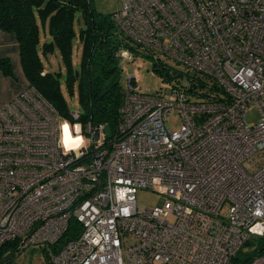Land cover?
<instances>
[{
    "label": "built area",
    "instance_id": "1",
    "mask_svg": "<svg viewBox=\"0 0 264 264\" xmlns=\"http://www.w3.org/2000/svg\"><path fill=\"white\" fill-rule=\"evenodd\" d=\"M112 18L195 76L172 69L156 94L130 76L110 136L76 110L63 118L31 85L1 106L0 246H58L54 264H230L264 237V0H121ZM59 122L76 124L79 148L65 151ZM138 188L163 197L140 209ZM71 220L79 231L64 239Z\"/></svg>",
    "mask_w": 264,
    "mask_h": 264
},
{
    "label": "trees",
    "instance_id": "2",
    "mask_svg": "<svg viewBox=\"0 0 264 264\" xmlns=\"http://www.w3.org/2000/svg\"><path fill=\"white\" fill-rule=\"evenodd\" d=\"M77 13L81 59L76 67L71 55L76 36L73 23ZM39 24L47 26L49 35L48 40L41 44ZM0 29L14 34L29 85L63 118L69 119V109L61 90L62 78L69 95L72 97L77 93L81 108L79 122L83 126L104 123L114 130L120 119L119 108L125 93V88L119 83L117 53L132 41L118 29L112 14L97 12L92 0H0ZM133 44L129 50L137 52L138 48L144 49ZM55 49L60 53L63 70L46 71L41 56ZM0 69L4 74L12 73L8 58H0ZM165 70L164 66L158 68L159 73L166 76L168 72ZM42 71L44 74H41ZM79 228V223L71 220L64 239L74 237ZM250 244L248 241L244 246ZM242 248L230 264H248L264 251V237H259L250 250L243 252ZM15 250L10 243L1 245L0 264L10 262L18 252Z\"/></svg>",
    "mask_w": 264,
    "mask_h": 264
},
{
    "label": "rangeland",
    "instance_id": "3",
    "mask_svg": "<svg viewBox=\"0 0 264 264\" xmlns=\"http://www.w3.org/2000/svg\"><path fill=\"white\" fill-rule=\"evenodd\" d=\"M121 0H92V5L95 10L101 14H113L120 6ZM79 14H76L74 19L73 27L76 32V36L73 39L72 47V63L74 66H79L81 59V44L78 41L77 33L79 30ZM39 38L40 44L43 41L48 40V29L47 26L43 27L39 24ZM134 45L132 42L127 47H122L129 51L131 57L127 58L125 56L119 57L118 64L120 67V77L119 83L123 88L128 86V79L130 76L133 77V85L137 91L147 94H156L160 91H163L167 85L174 84L177 75L172 71V69L182 70L185 68L177 63L175 60L169 58L166 55L161 53H151L145 49L138 48L137 52L129 50L130 46ZM42 63L45 69L48 70H63L62 59L60 53L57 49L53 52L48 53L47 55H42ZM161 66L165 67V72H168V75L159 73L158 68ZM187 75L190 74L193 77L195 74L184 71ZM181 84L189 85L187 82V76H179ZM193 89H200L201 86L198 85L197 81H193ZM61 90L64 95V98L67 101L69 112L71 110H76L81 112V108L78 102L77 93L71 97L67 92L65 87L64 79H61ZM201 90L204 92L207 90L205 87H201ZM201 96L194 97V100H198ZM260 112L256 106L251 107L246 112V119L249 122L256 121L259 118ZM168 123L172 129H178L182 123L180 114L176 109H173L169 112ZM65 124V123H64ZM63 123L59 122V129L63 132ZM76 124H68V133L74 135V130H76ZM69 134V135H70ZM83 137L86 138V134L83 133ZM136 205L138 208L143 209L145 207H153L156 205L161 198L163 197L158 192L152 190L151 188H138L135 194ZM257 236L251 237V244L246 245L242 248L243 252H246L255 246L258 242ZM13 247V246H12ZM58 246H53L49 244H40V245H30L26 248L19 250L16 255L11 259L10 262L6 264H54L52 260L53 253L56 252Z\"/></svg>",
    "mask_w": 264,
    "mask_h": 264
},
{
    "label": "crops",
    "instance_id": "4",
    "mask_svg": "<svg viewBox=\"0 0 264 264\" xmlns=\"http://www.w3.org/2000/svg\"><path fill=\"white\" fill-rule=\"evenodd\" d=\"M0 58L9 59L12 71L11 74H4L0 69L1 107L29 85L21 66L18 42L14 34L3 29H0Z\"/></svg>",
    "mask_w": 264,
    "mask_h": 264
},
{
    "label": "clouds",
    "instance_id": "5",
    "mask_svg": "<svg viewBox=\"0 0 264 264\" xmlns=\"http://www.w3.org/2000/svg\"><path fill=\"white\" fill-rule=\"evenodd\" d=\"M63 132H64V140H63V147L67 152L70 149H77L83 143V140L80 137H77L76 140H71L69 133H68V125L65 123L63 125Z\"/></svg>",
    "mask_w": 264,
    "mask_h": 264
},
{
    "label": "water",
    "instance_id": "6",
    "mask_svg": "<svg viewBox=\"0 0 264 264\" xmlns=\"http://www.w3.org/2000/svg\"><path fill=\"white\" fill-rule=\"evenodd\" d=\"M105 131H106V134H107L108 136H110V134H111V128H110L109 125H106V126H105Z\"/></svg>",
    "mask_w": 264,
    "mask_h": 264
}]
</instances>
